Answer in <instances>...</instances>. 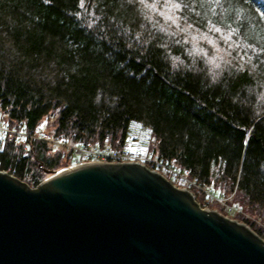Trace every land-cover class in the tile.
Here are the masks:
<instances>
[{
    "label": "trees",
    "instance_id": "1",
    "mask_svg": "<svg viewBox=\"0 0 264 264\" xmlns=\"http://www.w3.org/2000/svg\"><path fill=\"white\" fill-rule=\"evenodd\" d=\"M49 115L59 138L114 147L143 121L199 203L213 192L264 239V0H0V118L34 134ZM70 163L0 143V169L33 187Z\"/></svg>",
    "mask_w": 264,
    "mask_h": 264
},
{
    "label": "water",
    "instance_id": "2",
    "mask_svg": "<svg viewBox=\"0 0 264 264\" xmlns=\"http://www.w3.org/2000/svg\"><path fill=\"white\" fill-rule=\"evenodd\" d=\"M0 264H264V239L141 163L0 170Z\"/></svg>",
    "mask_w": 264,
    "mask_h": 264
},
{
    "label": "built area",
    "instance_id": "3",
    "mask_svg": "<svg viewBox=\"0 0 264 264\" xmlns=\"http://www.w3.org/2000/svg\"><path fill=\"white\" fill-rule=\"evenodd\" d=\"M10 136H15L21 140H25L26 138H39L47 142L53 150L67 151L70 153L71 161L67 168L88 161L141 163L155 172L162 173L166 178H175L181 184L186 183L188 186L193 185L202 190L188 176L186 171L181 170L172 161L164 160L152 151L153 129L138 119H131L129 121L126 136L122 144L118 147L110 144L102 145L98 141L92 143L84 141L72 143L65 137L59 138L43 131L41 127L37 129L36 133L30 134L21 122L13 127L0 119L1 147L4 146L6 139ZM205 192L210 197L217 198L213 192L208 190H205Z\"/></svg>",
    "mask_w": 264,
    "mask_h": 264
},
{
    "label": "rangeland",
    "instance_id": "4",
    "mask_svg": "<svg viewBox=\"0 0 264 264\" xmlns=\"http://www.w3.org/2000/svg\"><path fill=\"white\" fill-rule=\"evenodd\" d=\"M54 118H55L54 115H49V116H47V117L42 121V123H41V125H40L39 127H41V128L43 129V131L49 133L48 129L51 127V124L53 123ZM56 151H57V150H56ZM62 151H64V150H62ZM64 152L68 153L67 151H64ZM68 166H69V165H68ZM68 166H66V168H67ZM63 168H65V167H62L61 169H63ZM0 170H2V169H0ZM59 170H60V169H59ZM3 171H6V170H3ZM57 171H58V170H57ZM6 172H8V171H6ZM55 172H56V171H55ZM55 172H53V171H49V172H47V176H46L45 178L49 177L50 175H52V174L55 173ZM8 173H9V172H8ZM161 174H162V173H161ZM188 176H189V175H188ZM167 177H168V176H167ZM168 178L170 179V181H171L175 186H177V187H179V188H185V189L191 191V192L193 193L194 197H195V194H194V190H195V189H197L198 191H201L200 189H198L197 187H194L193 185H189V186H188V185H186V183L181 184V183H180L177 179H175V178H172V179H171L170 177H168ZM168 178H167V179H168ZM201 192H203V191H201ZM204 196H205V200H204V202H202V203H199L198 200H197L196 197H195V199L197 200V202L200 204L201 207H203V208H207V209H213V210H215V211H217V212H220L221 214H223V215H225V216H227V217H229V218L235 219V218L233 217V213H234L235 209H231L230 212H228L227 214H225V213H223V212L220 211V207H218V206H213V203H214L215 201H217L219 204H223V205H224L225 199L220 198V199L217 200V198H212V197H210V196L208 195V193H206V192H204ZM249 217H251L252 219H256L254 216H250V215H249ZM236 220H237V219H236ZM240 222H242V221H240ZM258 222H260V220H258ZM243 223H245V222H243ZM261 224H262V223H261ZM262 225H263V224H262Z\"/></svg>",
    "mask_w": 264,
    "mask_h": 264
},
{
    "label": "snow or ice",
    "instance_id": "5",
    "mask_svg": "<svg viewBox=\"0 0 264 264\" xmlns=\"http://www.w3.org/2000/svg\"><path fill=\"white\" fill-rule=\"evenodd\" d=\"M81 6H83V4L81 3Z\"/></svg>",
    "mask_w": 264,
    "mask_h": 264
}]
</instances>
